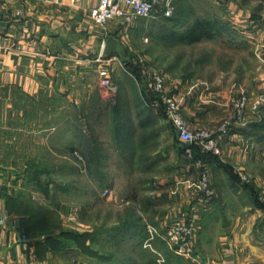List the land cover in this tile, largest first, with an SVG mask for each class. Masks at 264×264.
<instances>
[{
    "label": "rangeland",
    "instance_id": "rangeland-1",
    "mask_svg": "<svg viewBox=\"0 0 264 264\" xmlns=\"http://www.w3.org/2000/svg\"><path fill=\"white\" fill-rule=\"evenodd\" d=\"M173 5L170 20L159 16L135 18L130 24L115 19L107 24L124 55H105L78 71L58 76L51 96L67 97L68 105L60 111L54 101L51 114H37V128L49 125L53 132L49 137L38 133L30 155L35 164L19 168L25 177L31 173L37 180L41 178L40 187L31 185L30 191L36 196V204L53 213L61 230L91 234L108 230L117 220H129L119 223L118 228L148 223L153 232L148 247L152 242L159 247L132 250L135 255L147 252V257H155L153 264H192L189 260L197 243L201 211L207 212L204 219L215 239L230 236L244 246L252 242L257 227L264 239V184H255L252 176L255 171L264 175L263 158L250 168V175L236 171L238 176H234L228 169L234 189L223 178L214 182L211 178L214 194L207 204L199 186L201 171L194 165V181L186 197L188 208L180 209L179 202L173 200L188 185L172 180L178 171L175 162L183 164L186 160V146L168 118L156 109L150 86L152 72L161 71L168 79V95L179 101L183 116L184 99L199 86H214L225 77L238 88L242 85L255 99L258 94L252 93L264 80V0H176ZM189 32L195 34L193 39L182 40ZM249 107L253 108V101ZM226 120L215 129H202L215 132ZM130 147L135 151L132 166L127 151ZM83 159L90 164L87 169H82ZM205 162L212 175L209 162ZM47 180L54 182L53 201L43 193ZM226 193V201H220L223 196L219 195ZM229 193H238L242 202L237 203ZM177 222H188L192 231L191 238L180 246L167 236ZM55 232L58 235L60 230ZM82 249L76 250L77 260L96 264L92 253ZM100 249L101 254L109 251L99 243L93 245V250Z\"/></svg>",
    "mask_w": 264,
    "mask_h": 264
},
{
    "label": "crops",
    "instance_id": "crops-1",
    "mask_svg": "<svg viewBox=\"0 0 264 264\" xmlns=\"http://www.w3.org/2000/svg\"><path fill=\"white\" fill-rule=\"evenodd\" d=\"M99 1L0 0V220H3L0 225V264L88 263L75 257L79 248L73 240L60 238L52 243L47 235L34 236L28 231L25 222L29 216L20 208V202L26 199L35 202L36 196L30 191L27 177L20 173L19 168H31L35 164L30 155L38 133L49 137L53 132L49 125L37 128V114H51L50 106L54 101L60 111L68 105L67 97L51 96L58 76L69 70L78 71L105 55H124L113 30L95 25L90 18L91 8L96 7ZM141 66L143 64L139 65L140 69ZM144 74L147 77V72L144 71ZM224 79L214 86H199L192 96L181 100L191 130L215 129L233 116V98L245 91L242 85L238 88V84ZM166 81L168 84L167 77ZM261 86L252 94L259 95ZM219 138L223 154L218 157L207 154L204 157L210 164L213 182L216 178H223L233 187L228 172L233 170L234 176H238L236 171L248 174L252 166L264 159V110L254 112L249 107L244 124L232 126L228 133L219 135ZM127 151L130 152L131 166L135 165L132 160L134 148L130 147ZM184 157L186 160L183 164L178 163L180 160L175 162L178 171L177 176L172 177L176 184H181L180 181L188 184L173 197L180 203V209L189 206L187 196L191 193L189 184L194 181L195 170L193 162ZM83 162L82 169L90 167L84 159ZM247 164L251 165L248 167ZM227 165L232 169L228 167L226 170ZM255 172L252 175L255 184H264L263 173ZM26 186L29 189H25ZM229 194L235 197L233 200L237 203L242 202L238 193ZM220 196H223V200ZM53 197L52 191L46 195L48 201H53ZM219 197L220 201L225 202L228 196L226 193ZM206 213L200 212V230L189 262L264 264V239L259 227L254 231L252 242L244 246L234 242L230 236L220 235L215 239L206 225ZM127 221H113L109 229L118 228L119 223L123 225ZM147 224L140 221L136 225H125L124 231L111 232L109 238L100 243L102 249H109L108 253L101 254V249L98 250L99 258L93 257V263L153 264L151 260L155 257L149 258L147 252L135 255L132 250L148 251L149 248L159 247L154 242L148 247L147 240L153 232ZM235 250L238 253L234 256Z\"/></svg>",
    "mask_w": 264,
    "mask_h": 264
},
{
    "label": "built area",
    "instance_id": "built-area-1",
    "mask_svg": "<svg viewBox=\"0 0 264 264\" xmlns=\"http://www.w3.org/2000/svg\"><path fill=\"white\" fill-rule=\"evenodd\" d=\"M173 2L174 0H100L96 7L91 8L89 14L95 25L105 28L107 24L115 19H124L125 23L130 24L135 18L170 17L174 13ZM151 76L153 78H151L150 86L151 92L156 97L155 107L158 111L161 110L168 118L179 139L185 144L184 155L200 169L199 186H201V194L207 204L211 201L214 194V189L211 186L212 175L205 160L201 157H196L195 149H198L201 153L221 156L223 151L219 135L228 133L234 125L244 124L246 111L252 101L254 112L264 110V88L255 99H251L246 92H241L234 97L232 101L233 116L226 120L217 131L213 132L208 129L194 131L186 123L181 112V106L178 105L179 101L168 95L165 76L156 71L152 72ZM106 193H108V190H106ZM261 200L264 203V198ZM1 224H3V220H0ZM190 226L188 222L183 224L182 222H177V224L170 227L167 236H170L172 241L175 240L176 243H174L180 246L191 238L192 231Z\"/></svg>",
    "mask_w": 264,
    "mask_h": 264
},
{
    "label": "trees",
    "instance_id": "trees-1",
    "mask_svg": "<svg viewBox=\"0 0 264 264\" xmlns=\"http://www.w3.org/2000/svg\"><path fill=\"white\" fill-rule=\"evenodd\" d=\"M175 1L176 0H174L173 3H175ZM161 19L166 21V20H170L171 17L162 16ZM208 23L209 25H211L209 21ZM202 24L204 23L202 22ZM209 31L212 32V30H209ZM202 33H205V32H202ZM194 35H195L194 33L189 32L188 34H185L184 37H181V39L182 40L183 39L192 40L193 39L192 36ZM153 96L155 97V95ZM195 153H196V157H201V158H203L204 155H207L205 153L204 154L201 153L198 149H195ZM215 157H218V156H215ZM203 159L206 161L205 157ZM225 168H228V167L225 166ZM36 178H38L36 175L29 173L27 177V185H29V187L33 185L34 188L40 187L41 178H39L38 180ZM43 186H44L43 193L48 195L52 191L54 182L47 180L44 182ZM252 193L254 195V198L257 201H259V199L256 196V191L254 190V188H252ZM20 208L23 209V212L29 216V218L25 222V225L28 231L32 235L34 236L47 235L48 240L52 243L59 241L60 238L73 240L75 243H77V245L83 248L82 250L84 251V253L91 252L92 254L90 255H92V257L99 258L98 256L99 251L93 250L94 244L96 243L100 244L104 239L105 240L108 239L111 232L115 233V232L124 231L123 230L124 228L122 227V228H114V229H108V230H101V229L96 230V231L94 230V232H92L91 234H87V233L78 234V233H75L69 230H61L60 226L56 223V220H54L53 218V213L47 210L46 206L38 205L36 204V202L32 201L31 199H26L24 202H20ZM55 229L60 230L58 235H56Z\"/></svg>",
    "mask_w": 264,
    "mask_h": 264
}]
</instances>
